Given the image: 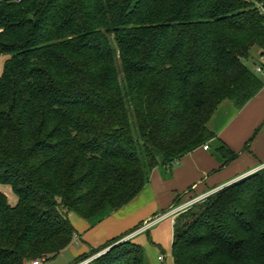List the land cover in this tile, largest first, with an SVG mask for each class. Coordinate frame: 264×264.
<instances>
[{"label": "trees", "instance_id": "obj_1", "mask_svg": "<svg viewBox=\"0 0 264 264\" xmlns=\"http://www.w3.org/2000/svg\"><path fill=\"white\" fill-rule=\"evenodd\" d=\"M264 0H0V264L45 261L214 139L222 100L262 87ZM219 166L235 158L218 138ZM247 143L244 144L245 150ZM175 200V198H174ZM167 211V210H165ZM163 211V212H165ZM139 224L76 256L144 264ZM172 264H264V166L171 221Z\"/></svg>", "mask_w": 264, "mask_h": 264}, {"label": "crops", "instance_id": "obj_2", "mask_svg": "<svg viewBox=\"0 0 264 264\" xmlns=\"http://www.w3.org/2000/svg\"><path fill=\"white\" fill-rule=\"evenodd\" d=\"M256 49L258 50V56L261 51L258 48ZM256 60L257 59H254L253 63ZM262 67L263 64L261 63V70ZM258 93L259 91L240 108H235L229 100H222L216 106L214 112L207 122V126L214 133L215 138H218L230 150H238L240 145L239 143L246 137V135H248L249 131L264 115V105H261L258 99ZM215 138L213 139L214 143H206V149H203L202 145H200L192 151L178 158L172 164L169 175L167 177L162 176L160 168L152 169L148 182L132 199L119 207L117 210L111 212L104 219H102L92 227H89L91 229L87 230V227L83 231V233L76 234L75 238L87 244L88 248L90 249L95 247L96 245L101 244L106 239L118 235L116 233L118 231H121V229H126V227L128 228L130 225L134 226V223H139L141 221L143 222V215L141 213L143 206L150 202L151 205L153 201L163 193V187H165L167 182L170 180L190 183L192 181H196V179L200 180L201 176H207L209 173H211L212 169L216 168L218 169L217 172H220L221 170V174L219 173L220 175L218 174L219 176L213 179V181L216 182H214V184H212L210 188H219L250 172L251 170L255 169L260 163L264 162V147L256 150L254 148V145H252L253 155H251L250 153L241 155L242 152H239V158L237 157L238 155H236L235 158L231 161L222 166H219L222 159L220 154L214 149L216 145ZM252 144H255V142H253ZM211 145L213 150L211 149ZM255 154L257 156H255ZM258 156H263V159L260 160ZM193 175L196 178H192L193 180H191V177L189 176ZM193 185L194 183L192 182L188 186L187 191L193 189ZM201 192L202 191L198 193ZM175 201H177V199L174 200L173 198L172 200H167L166 202L163 199L160 207L163 208L167 206L168 210L170 207H172V205L176 204ZM157 207L159 208V206ZM120 211H122L123 215L119 213ZM93 229L99 230L97 231L98 233L101 232V238H96L95 234L94 236L88 235L89 232H91V230Z\"/></svg>", "mask_w": 264, "mask_h": 264}, {"label": "rangeland", "instance_id": "obj_3", "mask_svg": "<svg viewBox=\"0 0 264 264\" xmlns=\"http://www.w3.org/2000/svg\"><path fill=\"white\" fill-rule=\"evenodd\" d=\"M258 50L256 47H252L249 51V55L246 59H244L245 64L250 69H253V60L257 59ZM4 58V55L0 54V72L2 68V60ZM263 67L260 72H254L256 76L260 79L262 83V87L259 90V93L257 95L258 99L261 103V105H264V61L262 62ZM255 142V144H252ZM206 143H214L213 139H209ZM247 143V150L244 148V144ZM238 150L234 151L231 149V151L238 155L239 152H242L241 155H244L245 153L252 154V145H254V148L260 149L264 147V115L260 118L258 123L249 131L248 135L242 141L239 143ZM244 148V149H243ZM212 149V145H211ZM213 150V149H212ZM255 156H257L255 154ZM240 157L239 155L237 156ZM259 157V156H258ZM260 160L263 159L262 157H259ZM264 166V162L260 163L255 169L251 170L249 173L261 168ZM218 169H212L211 173H209L207 176H201V179H196V181H192L194 183L193 189L187 191L188 186L192 183H184V181H176V180H170L167 182L166 186L163 187L164 191L163 193L153 201V203L150 205V203H147L143 206V209L141 210V213L143 215L142 220L147 221L151 220L154 217L161 215V213H164L163 211L167 210V206L160 207V204L162 200L164 199L165 202L167 200H172L173 198L177 199L176 206L180 205V203L183 205L185 202H189V204L193 203L194 201L200 199L197 198L200 195H207L217 189H214L215 187L210 186L214 184L213 179L218 177L221 174L220 172H217ZM216 172V173H215ZM220 173V174H219ZM219 174V175H218ZM192 178H196L193 176H189ZM209 187V188H208ZM212 190V191H211ZM202 191L201 193H198ZM211 191V192H209ZM0 192H2L5 195L6 201L12 205L16 201V195L11 190L10 186L7 184L0 183ZM186 192V193H185ZM183 202V203H182ZM159 206V208L157 207ZM174 206V205H172ZM151 207V208H150ZM158 208V209H157ZM155 212V213H153ZM119 213L122 214V211ZM153 213V214H152ZM123 215V214H122ZM70 224L75 230L76 234H81L83 231L88 227L87 230L91 229L89 228V225L87 222L78 217L73 212H69L67 216ZM147 218V219H146ZM124 219V217H123ZM122 219V220H123ZM143 222L134 223L141 225ZM86 224V227H85ZM92 227V226H91ZM133 227V225H130L128 228L126 227L121 229V231H118L116 234H119L129 228ZM97 229L91 230L89 232V236L96 235V238H101L100 233H98ZM75 235L72 237L71 241L56 255L46 260L45 263H39V264H71L73 259L78 256L81 253H85L89 250L87 244L82 242L79 239L75 238ZM125 238V237H124ZM104 240V238H103ZM102 240V241H103ZM134 242L139 244L142 247L143 250V256H144V264H172L171 260V217L169 215H164L160 217L159 219L155 220L154 222H151V224L143 231L137 233L133 237ZM101 241V242H102ZM97 246V245H96ZM95 246V247H96ZM104 250H101L98 252L100 254ZM97 254H94V256ZM93 256V257H94ZM91 257V256H90ZM160 257V258H158ZM92 258V257H91ZM91 258H86L87 260H90ZM85 259V260H86ZM83 261V260H82ZM91 262H88L90 264ZM30 264V262L28 263ZM79 264H83V262H80Z\"/></svg>", "mask_w": 264, "mask_h": 264}, {"label": "built area", "instance_id": "obj_4", "mask_svg": "<svg viewBox=\"0 0 264 264\" xmlns=\"http://www.w3.org/2000/svg\"><path fill=\"white\" fill-rule=\"evenodd\" d=\"M256 8L259 10V12H261L263 15H264V8L259 4V3H256ZM264 60V52L260 53L258 56H257V60L253 63V71L254 72H260L261 70V63L262 61ZM202 148L203 149H206L207 148V144H202ZM238 179V178H237ZM217 189V188H215ZM212 191V190H211ZM209 191V192H211ZM205 195H200L197 198H202L204 197ZM187 205H189V202H185L183 205L180 204L178 206L174 205L172 207H170L167 211H165L164 213H161V215H158L156 217H154L153 219L151 220H147V221H143V223L141 225H139L134 231H132L131 233H129L128 235L125 236L126 237H129V236H132V235H135L143 230H145L150 224L151 222H154L155 220L159 219L160 217L164 216V215H169L171 217V221H172V218L173 216L179 212L180 210H182L183 208H185ZM98 254V253H96ZM94 255H92L91 257H93ZM89 257V258H91ZM160 258V257H158ZM88 260L84 259L83 261V264H85ZM45 263V259L43 257L39 258V259H35V260H31L30 261V264H39V263ZM79 264V263H78Z\"/></svg>", "mask_w": 264, "mask_h": 264}, {"label": "water", "instance_id": "obj_5", "mask_svg": "<svg viewBox=\"0 0 264 264\" xmlns=\"http://www.w3.org/2000/svg\"><path fill=\"white\" fill-rule=\"evenodd\" d=\"M246 174H248V173H246ZM246 174H244V175H246ZM244 175H242V176H244ZM239 178H240V177H239ZM235 180H236V179H235ZM107 248H108V247H107ZM107 248H106V249H107ZM106 249H104V250H106Z\"/></svg>", "mask_w": 264, "mask_h": 264}]
</instances>
